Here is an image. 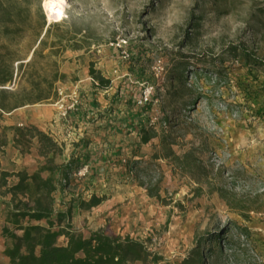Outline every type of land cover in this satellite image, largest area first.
Segmentation results:
<instances>
[{
	"label": "rangeland",
	"instance_id": "374dc122",
	"mask_svg": "<svg viewBox=\"0 0 264 264\" xmlns=\"http://www.w3.org/2000/svg\"><path fill=\"white\" fill-rule=\"evenodd\" d=\"M31 3L33 9L42 3L47 12L44 0ZM56 18L52 20L69 18L55 26L51 34L69 36L71 47L64 52L62 66L78 59L77 75L68 74L65 81L69 83L61 88L62 81L57 82L61 89L58 99L66 101L75 89L82 98L81 108L72 111L65 123L59 119L63 127L48 128L64 142V154L56 158L67 157L77 148L78 140L69 129H79L88 138V129L104 128L101 121L119 112L117 105L125 111L134 106L145 109V118L159 132L139 146L136 129L130 124V148L111 153L107 164L112 166L103 169L105 179H88L90 171L72 177L66 200L73 192L88 198L96 190L104 196L92 207L74 205L73 222L89 228V210L111 208L117 200L112 201L113 195L119 203L128 205L130 196L129 210L126 208L130 229L124 235L146 240L161 254L159 260L147 264H186L201 240L218 246V241L207 238L218 231L225 236L221 238L222 252L218 246L207 255L206 264H264V0H69L64 14ZM234 44L254 50L257 61L248 60L241 52L234 55ZM159 56L165 67L156 72L153 66ZM180 57L189 61L190 81L188 89L174 96L169 88L176 82L172 71ZM197 58L211 60V70H203L200 65L193 68ZM92 61L112 77L110 87L73 86L70 79H79ZM214 67H220L222 75ZM144 80L155 86L147 107L135 101ZM100 91H104L105 108L99 104L94 110L89 104V112H85L86 100L89 102L90 96L96 97ZM86 118L88 127L82 123ZM10 125L1 126L0 141L7 139V143L0 142V150L13 140ZM163 131L179 154H189L187 159L175 161L165 155ZM23 153L37 165L42 159L36 143ZM123 156L135 161V169H126ZM119 164L126 170L115 169ZM14 179L11 176L10 182ZM0 197L10 198L4 187ZM60 197L58 190L56 206L63 207ZM2 212L4 224L21 231L11 219L9 204ZM106 221L107 226L102 227L112 232L111 216ZM124 222H120L121 229ZM64 239L61 235L59 242Z\"/></svg>",
	"mask_w": 264,
	"mask_h": 264
},
{
	"label": "trees",
	"instance_id": "16d2710c",
	"mask_svg": "<svg viewBox=\"0 0 264 264\" xmlns=\"http://www.w3.org/2000/svg\"><path fill=\"white\" fill-rule=\"evenodd\" d=\"M31 1L0 0V108L3 111L40 101L57 100V82L65 81L69 76L62 70V62L66 59L64 52L71 47L67 42L69 36L62 32L51 35L55 26L66 23L69 18L62 21L49 20L42 3L33 9ZM232 50L234 55L241 52L250 61L256 62L259 57L245 44H234ZM210 61L197 58L193 68L200 65L203 70H211ZM213 69L222 75L220 67ZM190 70L189 61L185 58L180 57L174 62L172 74L176 82L169 88L174 96L188 89ZM89 73L94 89L108 88L113 83L112 77L105 75L93 61L89 65ZM83 96L87 99V96ZM90 97L92 100L88 102L87 99L85 102V112H89V104L94 110L99 107L96 97ZM144 110L134 106L130 111L129 123L136 129L139 146L159 135L156 127L145 118ZM123 121L118 122L117 126L122 125ZM10 127L14 129L13 143L16 147L24 152L36 143L42 157L33 172L24 167L18 170L0 168V189L4 187V192L10 194V198L3 199V202L10 205L11 219L21 228V231H17L8 224L2 228L6 237L4 252L10 257L11 264H134L137 261L147 264L159 260L161 254L152 250L144 239L114 233L104 227L91 229L90 236L86 237L83 230L73 222L74 205L92 207L104 199L103 195L95 191L88 198H64L72 177L76 178L74 172L82 163L91 164L90 173L86 176L88 179L97 177L101 171L98 165L92 168L94 154L86 149L89 138L83 134L78 139L77 148L69 152L67 159H57L58 155L64 154L65 149L64 142L54 134L34 123L12 124ZM168 139L169 135L163 131L165 155L175 161L187 159L189 154L183 157ZM0 142L7 143V139ZM101 151H95L99 159L112 158V154ZM136 153L134 151L133 155ZM124 164L128 170L136 167L132 158H127ZM11 176L16 178L13 182H10ZM140 183L148 187L150 193H155L145 181ZM58 190L61 192L60 203L64 204L63 207L56 206ZM61 235L66 238L63 242H59ZM223 237L221 231L207 237L218 241L220 254ZM217 247L210 245L209 241L201 240L185 263L206 264L207 255L217 250Z\"/></svg>",
	"mask_w": 264,
	"mask_h": 264
},
{
	"label": "crops",
	"instance_id": "0c3cea01",
	"mask_svg": "<svg viewBox=\"0 0 264 264\" xmlns=\"http://www.w3.org/2000/svg\"><path fill=\"white\" fill-rule=\"evenodd\" d=\"M78 59L74 58L73 61L68 60L64 65L62 66V70L66 71L69 75H72L73 72H75V75H77L76 68L77 64L76 61ZM79 79L77 80H71L73 83L74 87H77L79 85H87L90 88H93L92 86V79L89 73V69L83 70ZM69 82L67 81H62L59 84V87L61 88L62 86L67 85ZM107 89H105L106 91ZM98 96H96V99L101 102L100 103V108L104 109L107 102L105 97L102 95L104 91L98 92ZM118 107V113L113 115L110 118H106L101 123L105 125L104 128H97V129H88L87 135L88 138L90 139L88 146L86 149L90 150L93 152V157L92 158V168L94 166L98 165L100 166V170H103L110 166V164H107V159L105 160L104 157H101L100 159L97 157L96 152L97 150L100 149L102 153L108 152V153H119V151L128 149L130 148V110L129 108L127 111L122 109L123 106ZM92 108V106H91ZM56 110H58V106L56 101L53 102H43V103H33V104H26L20 107H17L11 111H3L0 108V130L1 126L5 125L6 123L8 124H28V123H34L38 125L40 128L44 129L47 132H50L48 129L49 127L52 128V130H55V128L60 129V127H63V121L65 123L66 119H62L61 121L59 120L60 118H54L56 117ZM121 120H125V122H122V125L117 126V123L120 122ZM85 123L86 127L89 125V120L88 118L83 119L82 123ZM111 122H116V125L112 124ZM126 124V126H125ZM103 125V126H104ZM54 134L56 137H58L54 131L50 132ZM138 136L137 134H135ZM3 146V145H2ZM5 150H0V168H5L9 170H18L20 168H26L30 172H33L37 167V163H33V160H27L28 156H24V153L14 145L13 140L10 141L8 146H5ZM7 149V150H6ZM36 155V151L34 150L33 152ZM114 155V154H113ZM68 156L66 157V159ZM111 161V160H110ZM112 166V165H111ZM110 166V167H111ZM115 169H121V171L126 170L125 167L122 166V164L115 165ZM113 174V173H112ZM117 174V173H116ZM105 174L104 170L100 171L98 174V177L101 179H105ZM107 176V175H106ZM113 176H116L113 174ZM16 179V178H15ZM130 185V184H128ZM95 191L96 190H92ZM67 193L68 191L66 190L64 198L65 200L67 199ZM92 193V192H91ZM74 197H78L77 195L80 194L79 192L72 193ZM91 195V194H90ZM100 195V194H99ZM70 196V197H71ZM80 196V195H79ZM81 197V196H80ZM85 197V196H83ZM90 197V196H89ZM128 200V205L125 204V202L119 203L117 200L119 199L115 195H113L112 201L116 198L117 200L115 201L114 206L111 208H103V207H98L96 209H92L88 211V216L91 218L90 220V225L89 228L80 227L84 235L86 237L90 236L91 234V229H96L102 226H107V221L106 217L111 216L112 219V224L111 227L113 228L112 232L114 233H123L124 235L126 230L130 229V215L128 212H126V208L130 207V196ZM5 203L3 202L2 197H0V263L1 264H11V259L10 257L4 252V247H5V240L6 237L2 233V228L4 226V221H2V209L4 207ZM95 206V205H93ZM124 222L125 225L121 229L120 222ZM92 222V223H91ZM122 224V223H121ZM66 240V238H65Z\"/></svg>",
	"mask_w": 264,
	"mask_h": 264
},
{
	"label": "built area",
	"instance_id": "2783aa9c",
	"mask_svg": "<svg viewBox=\"0 0 264 264\" xmlns=\"http://www.w3.org/2000/svg\"><path fill=\"white\" fill-rule=\"evenodd\" d=\"M123 53H124V56L129 55V52H126L125 49H123ZM153 67L155 68L156 72H161L164 69L165 66H164L163 58L161 56H159L155 60V64ZM91 79H92V77H91ZM142 85L143 86H142V89L140 91V94L136 98L137 105L146 104L150 100L152 92L155 88L154 84L151 82H148L147 80H144ZM59 91L61 92L60 88H59ZM56 103L58 106V113H57L58 117L60 119H66L67 120L69 118V115L71 114V112L78 110L79 107L81 106V103H82L81 94L77 89H75L70 94L69 99H67L65 101L64 98H59L58 100H56ZM155 109H158V108L155 107ZM68 132H69V134H73L74 138L77 140L83 135L82 131L79 129H76V128L69 129ZM121 159L123 161H126L127 157L123 156ZM110 160L111 159H109L108 161H110ZM90 167H91L90 162H84L81 164L79 169L74 172V174L78 175V176L86 175L90 171Z\"/></svg>",
	"mask_w": 264,
	"mask_h": 264
},
{
	"label": "bare ground",
	"instance_id": "6f19581e",
	"mask_svg": "<svg viewBox=\"0 0 264 264\" xmlns=\"http://www.w3.org/2000/svg\"><path fill=\"white\" fill-rule=\"evenodd\" d=\"M69 0H44L48 19H57L58 15H63Z\"/></svg>",
	"mask_w": 264,
	"mask_h": 264
}]
</instances>
